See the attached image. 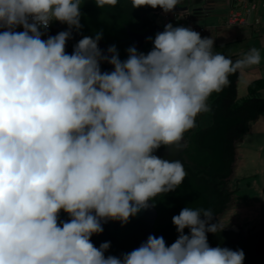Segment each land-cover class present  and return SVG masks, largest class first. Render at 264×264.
Masks as SVG:
<instances>
[{"label":"clouds","instance_id":"9594fccd","mask_svg":"<svg viewBox=\"0 0 264 264\" xmlns=\"http://www.w3.org/2000/svg\"><path fill=\"white\" fill-rule=\"evenodd\" d=\"M83 2L0 0V264H244L242 249L210 246L207 234L226 227L212 222V209L174 215L178 237L170 246L149 235L128 253L106 256L110 242L97 248L91 237L108 221L126 225L183 183L181 160L154 153L183 150L212 94L260 65V51L233 61L197 29L168 23L148 38L147 54L132 46L121 60L115 45L105 53L102 32L68 54L73 30L82 29ZM179 2L130 0L132 8L165 14ZM53 22L67 30L47 35Z\"/></svg>","mask_w":264,"mask_h":264},{"label":"trees","instance_id":"16d2710c","mask_svg":"<svg viewBox=\"0 0 264 264\" xmlns=\"http://www.w3.org/2000/svg\"><path fill=\"white\" fill-rule=\"evenodd\" d=\"M80 11V30L84 36L95 37L102 32V39L109 45H115L121 60L127 59V49L135 46L130 40L127 29L147 32L154 29V40L161 29L156 28L159 7L149 6L132 8L130 0H118L115 7L103 9L95 0H84ZM151 14V15H150ZM156 16V18L152 17ZM195 31L193 26H188ZM201 35V34H200ZM203 38V36H201ZM136 47V46H135ZM153 48L152 41L139 52L147 54ZM214 51L218 50L214 47ZM229 57V56H227ZM235 61L238 58L230 57ZM241 74L230 77V86L220 93H213L209 99V111L212 123L202 127L192 135L189 147L182 156V164L187 172L183 183L174 191L158 195L154 203L159 215L155 232L163 236L170 246L178 237L172 217L178 215L184 207L212 209L213 223L216 218L229 209L238 189H231L229 178L235 170L237 142L251 129L252 123L264 113V78L255 79L248 85V95L240 100L238 82ZM163 146L160 148L162 149ZM158 149L157 151H159ZM156 151V152H157ZM188 155L189 159L185 155ZM185 229V234H188ZM210 246L242 249L245 253L244 264H264V222L259 230L245 234L241 229L224 228L218 234L208 233Z\"/></svg>","mask_w":264,"mask_h":264},{"label":"rangeland","instance_id":"374dc122","mask_svg":"<svg viewBox=\"0 0 264 264\" xmlns=\"http://www.w3.org/2000/svg\"><path fill=\"white\" fill-rule=\"evenodd\" d=\"M211 1L196 0V7L190 5L187 11L173 10L165 14L162 10L157 18L154 15L152 17L156 18L161 31L168 23L174 27L193 26L201 32V36L212 38L214 47L225 56L231 57L233 54L242 56L251 48L258 49L261 54L260 65L245 70L239 78V96L242 100L248 95V84L257 78H264V22H255V18L260 17L264 0H233L234 5L235 1L238 3L236 10H240L244 14L254 3L257 5V9L252 12L250 23L236 25L227 23L229 11L233 8L228 3L229 0H216V5ZM188 4H190V0H180L177 6H187ZM176 14L181 18L179 21L173 19ZM258 31L262 33L257 35ZM260 121L253 122L251 132L237 142V162L235 170L228 180L230 188L238 190L233 205L217 217L221 225L226 226L225 228L240 226L245 234L259 230L264 222V117ZM211 123L212 117L209 112L199 114L196 117L195 127L184 135L187 142L186 148L191 144L192 135L196 130L207 127ZM257 126L262 128L257 129Z\"/></svg>","mask_w":264,"mask_h":264},{"label":"water","instance_id":"95a60500","mask_svg":"<svg viewBox=\"0 0 264 264\" xmlns=\"http://www.w3.org/2000/svg\"><path fill=\"white\" fill-rule=\"evenodd\" d=\"M189 6H176L175 11H187ZM52 28L48 30L47 35H56L61 31L67 30V25L61 24L59 22H54L51 26ZM156 28H159V24L156 25ZM17 31H22L21 28H18ZM154 29L147 31L145 33L136 32L130 28L127 29L130 40L132 43L142 50L147 43L149 42V37H151ZM84 37L83 33L76 32L73 30L72 38L67 41L66 51L68 54H71L73 51L74 45ZM47 38V36L43 37ZM110 45L101 39L99 41V48L103 52H107V48ZM101 70L106 72H111L113 67L108 63H101ZM184 148L183 150L176 151L172 148L164 147L163 149L155 152L154 154L158 157L173 161L178 160L181 154L184 152L187 147L186 138L184 137ZM187 149V148H186ZM187 151V150H186ZM189 159L188 155H185ZM154 201H150V207L146 210H141L135 217H131L129 222L126 225H121L119 221H108L103 224V233L99 235H93L91 237V242L98 248L103 242H110V248L105 253L106 256H121L123 253H128L133 249L139 247L143 242L147 240L149 235H154L156 237H163L161 234L155 232V225L159 215L156 205L152 207L151 205ZM155 204V203H154ZM61 220H67V214L60 213ZM217 219V218H216ZM229 229V228H228ZM231 229V228H230ZM237 231L241 230V227H233ZM217 246V245H215Z\"/></svg>","mask_w":264,"mask_h":264},{"label":"built area","instance_id":"2783aa9c","mask_svg":"<svg viewBox=\"0 0 264 264\" xmlns=\"http://www.w3.org/2000/svg\"><path fill=\"white\" fill-rule=\"evenodd\" d=\"M237 7H238L237 5L234 6L232 8V10L230 11L229 16L227 18V23L229 25L250 23L251 22V17H252V12H253V10L257 9L256 3H254L252 5V7L249 8L245 14L243 12H241L240 10H236ZM262 8H263V12H262L261 16L255 18V20H256L255 22L256 23H263L264 22V1L262 2ZM173 19L175 21H179L181 18H180V16L178 14H176V16ZM51 26H50L49 30L52 28ZM201 30H204V29L201 28Z\"/></svg>","mask_w":264,"mask_h":264},{"label":"crops","instance_id":"0c3cea01","mask_svg":"<svg viewBox=\"0 0 264 264\" xmlns=\"http://www.w3.org/2000/svg\"><path fill=\"white\" fill-rule=\"evenodd\" d=\"M212 3H215V5H216V3H217V1L216 0H212L211 1ZM228 3H230L231 5H232V7H234V6H236L238 3L235 1L234 3H235V5L233 4V0H229L228 1ZM215 7V6H214ZM214 9V8H213ZM231 10H232V8H231ZM230 10V11H231ZM229 11V12H230ZM262 12H263V9H261V13L259 14L260 16H261V14H262ZM262 32L261 31H258L256 34L257 35H260ZM232 56H234L235 58H240L241 56H239V55H237V54H233ZM242 75V74H241ZM241 77V76H240ZM257 79H259V78H257ZM249 85V84H248ZM263 91H264V89H262L261 90V93L263 94ZM264 96V95H263ZM262 117H264V115H263V113L260 115V117L256 120V121H259V122H261L260 121V119L262 118ZM263 120V119H262ZM255 122V121H254ZM252 127V126H251ZM262 127H259V126H257V129H261ZM251 132V130L248 132V133H250ZM247 133V134H248ZM237 156H238V151H237ZM236 162H237V159H236Z\"/></svg>","mask_w":264,"mask_h":264},{"label":"flooded vegetation","instance_id":"af4514ba","mask_svg":"<svg viewBox=\"0 0 264 264\" xmlns=\"http://www.w3.org/2000/svg\"><path fill=\"white\" fill-rule=\"evenodd\" d=\"M187 1H189V0H187ZM209 0H205V2H208ZM195 2H196V0H190V4H188L187 6H190V5H193V7H196L195 5ZM214 5H215V3H214ZM200 7V6H199ZM199 7H197V8H199ZM194 9V8H193ZM210 9V8H209ZM212 10V9H211ZM189 18H191V17H189ZM140 33H145V32H140ZM164 148V147H163ZM162 148V149H163ZM161 150V149H160ZM185 150H186V148H185ZM185 150H184V152H185ZM184 152L181 154V156L178 158V160H182V156H183V154H184Z\"/></svg>","mask_w":264,"mask_h":264},{"label":"bare ground","instance_id":"6f19581e","mask_svg":"<svg viewBox=\"0 0 264 264\" xmlns=\"http://www.w3.org/2000/svg\"><path fill=\"white\" fill-rule=\"evenodd\" d=\"M167 17V16H166Z\"/></svg>","mask_w":264,"mask_h":264}]
</instances>
